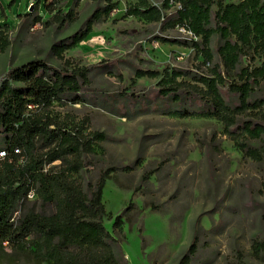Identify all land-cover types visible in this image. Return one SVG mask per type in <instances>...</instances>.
Here are the masks:
<instances>
[{
	"label": "rangeland",
	"instance_id": "374dc122",
	"mask_svg": "<svg viewBox=\"0 0 264 264\" xmlns=\"http://www.w3.org/2000/svg\"><path fill=\"white\" fill-rule=\"evenodd\" d=\"M2 1L0 33L8 44L0 51V81L9 69L32 60H44L57 69H89L90 85L82 94L84 101L53 103L48 112L84 127L85 134L104 136L103 140H93L95 151L86 157L90 166L74 178L80 183H95L103 171L110 172L102 198L106 210L103 223L109 232L114 217L132 203L122 232L113 233L129 264H178L191 245L195 253L190 264H264V135L240 138L262 154L260 160L249 158L224 134L221 121L167 114L176 104L160 97L157 83L162 76H135L136 70L163 73L166 68L169 72L184 69L210 75L216 64L223 71L218 35L213 33L210 38L212 61L203 63L192 49L156 39L189 35L176 28L162 30L160 22L126 17L127 7L135 1L120 0L107 18L93 24L84 41L57 56L52 46L68 43L69 37L84 27L95 3L80 0L74 8L75 21L63 27L42 26L32 31L34 23L27 15L34 14L37 0H16L14 8L7 6L9 1ZM72 2L58 0L54 8L67 11ZM40 13L43 20L50 17L43 4ZM260 61L259 53L251 50L229 74L221 73L224 85L219 89L228 104L238 105L229 86L242 83L240 70ZM183 80L195 83L190 78ZM253 88L256 96L264 98V82L253 84ZM185 106L190 111L205 108L197 98ZM246 121L264 126V112L261 118L249 110L240 114L232 127L234 135ZM59 163L57 160L53 165ZM28 208L45 214L55 210L54 205H44L35 197L19 207L14 221ZM65 257L77 263L84 251L71 248ZM0 264L48 263L33 247L20 249L0 241Z\"/></svg>",
	"mask_w": 264,
	"mask_h": 264
},
{
	"label": "trees",
	"instance_id": "16d2710c",
	"mask_svg": "<svg viewBox=\"0 0 264 264\" xmlns=\"http://www.w3.org/2000/svg\"><path fill=\"white\" fill-rule=\"evenodd\" d=\"M92 1L95 3L94 13L84 27L69 37L68 43L52 46L54 55L61 56L65 50L84 41L92 32L93 24L107 18L120 0ZM134 1L127 7L125 16L154 23L161 21L169 0H163L159 7L148 0ZM174 1L180 2L182 8L161 21L162 30L182 26L198 40L156 39L164 44L192 49L203 58V63L208 64L213 58L210 38L216 33L220 40L218 54L223 71L220 64H216L210 75L184 69L169 72L166 68L163 73L136 70L135 76H162L157 83L159 95L164 101L176 104L167 114L179 118L217 119L224 126V134L235 141L245 156L260 160V150L240 138L259 139L264 135V126L252 121L242 122L235 135L232 127L237 124V117L248 110L258 118L264 112V98L256 96L253 88V84L264 82V0ZM57 2L43 0L41 3L37 0L34 14L27 16L32 17V23L39 22L42 26L63 27L74 22V8L80 0H73L72 8L67 11L54 8ZM15 3L16 0H10L7 6L14 8ZM42 4L50 14L47 20H43L40 13ZM1 35L0 51H3L8 42ZM251 50L259 53L261 61L256 66L240 70L238 78L242 83L239 86H229L238 101V105L232 106L224 100L219 89L224 85L221 73L229 74L240 57L249 55ZM250 59L254 61L253 57ZM89 85V69H57L44 60H32L11 68L0 81V153H4L0 156V241L17 245L20 249L33 247L43 254L48 264H129L113 233L122 232L124 217L131 211L132 203L114 217L112 232H109L103 223L106 210L102 198L110 172L103 171L95 183H80L74 178L90 166L86 157L95 151L93 140H103L104 136L98 132L85 134L84 127L61 121L48 112L53 103L83 102L82 94ZM196 98L205 108L190 111L185 102ZM57 160L59 165H53ZM30 190H34L42 204L54 205V212L45 214L28 208L14 221V215L27 201ZM71 248L84 251L81 261H67L65 253ZM194 253L195 247L191 245L178 264H190Z\"/></svg>",
	"mask_w": 264,
	"mask_h": 264
},
{
	"label": "built area",
	"instance_id": "2783aa9c",
	"mask_svg": "<svg viewBox=\"0 0 264 264\" xmlns=\"http://www.w3.org/2000/svg\"><path fill=\"white\" fill-rule=\"evenodd\" d=\"M163 1V0H162ZM239 1V0H238ZM155 6H158L159 5H155ZM161 6V5H160ZM167 6L168 8L167 9H164V15L162 16L161 18V21H163L165 18H167L168 16H171L173 14H175L178 10H180L182 8L180 2L178 1H174V0H169L168 3H167ZM160 21V23H161ZM42 27L41 23L39 22H36L34 23L32 26H31V30L32 31H35L37 29H40ZM176 29L179 30L180 32H183V33H186L187 35H189V37H186L187 39H193V40H198L197 37L193 36V34L191 33V31L185 29L184 27L182 26H176ZM4 153L1 152L0 153V156L3 155ZM53 164V163H52ZM27 200H30V199H33L35 198V193H34V190H30L27 194Z\"/></svg>",
	"mask_w": 264,
	"mask_h": 264
},
{
	"label": "crops",
	"instance_id": "0c3cea01",
	"mask_svg": "<svg viewBox=\"0 0 264 264\" xmlns=\"http://www.w3.org/2000/svg\"><path fill=\"white\" fill-rule=\"evenodd\" d=\"M6 2H8V1H10V0H5ZM22 1V0H21ZM27 0H25L24 2H26ZM9 3V2H8ZM0 4L2 5H4L5 3H4V1H2V0H0Z\"/></svg>",
	"mask_w": 264,
	"mask_h": 264
},
{
	"label": "bare ground",
	"instance_id": "6f19581e",
	"mask_svg": "<svg viewBox=\"0 0 264 264\" xmlns=\"http://www.w3.org/2000/svg\"><path fill=\"white\" fill-rule=\"evenodd\" d=\"M131 258V257H130Z\"/></svg>",
	"mask_w": 264,
	"mask_h": 264
}]
</instances>
